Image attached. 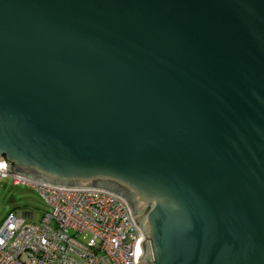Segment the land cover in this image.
Returning <instances> with one entry per match:
<instances>
[{
    "label": "water",
    "instance_id": "water-1",
    "mask_svg": "<svg viewBox=\"0 0 264 264\" xmlns=\"http://www.w3.org/2000/svg\"><path fill=\"white\" fill-rule=\"evenodd\" d=\"M3 164L125 199L136 264H264V0H0Z\"/></svg>",
    "mask_w": 264,
    "mask_h": 264
},
{
    "label": "built area",
    "instance_id": "built-area-1",
    "mask_svg": "<svg viewBox=\"0 0 264 264\" xmlns=\"http://www.w3.org/2000/svg\"><path fill=\"white\" fill-rule=\"evenodd\" d=\"M0 165L50 205L39 223L11 213L0 227V264H136L143 234L127 201L99 189L55 187Z\"/></svg>",
    "mask_w": 264,
    "mask_h": 264
},
{
    "label": "rangeland",
    "instance_id": "rangeland-1",
    "mask_svg": "<svg viewBox=\"0 0 264 264\" xmlns=\"http://www.w3.org/2000/svg\"><path fill=\"white\" fill-rule=\"evenodd\" d=\"M50 210V205L35 190L14 185L10 177L0 178V227L11 213L17 217L32 213L33 219L30 221L39 223Z\"/></svg>",
    "mask_w": 264,
    "mask_h": 264
},
{
    "label": "crops",
    "instance_id": "crops-1",
    "mask_svg": "<svg viewBox=\"0 0 264 264\" xmlns=\"http://www.w3.org/2000/svg\"><path fill=\"white\" fill-rule=\"evenodd\" d=\"M10 215V214H9ZM4 224V223H3Z\"/></svg>",
    "mask_w": 264,
    "mask_h": 264
}]
</instances>
